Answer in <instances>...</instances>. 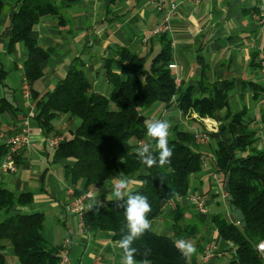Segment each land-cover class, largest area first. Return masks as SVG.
I'll list each match as a JSON object with an SVG mask.
<instances>
[{
  "label": "crops",
  "instance_id": "1",
  "mask_svg": "<svg viewBox=\"0 0 264 264\" xmlns=\"http://www.w3.org/2000/svg\"><path fill=\"white\" fill-rule=\"evenodd\" d=\"M58 2L55 0V4ZM14 4V0H5L0 14V31L17 9ZM169 4H174L171 12ZM259 7L264 9V0H200L197 3L164 0L162 7L153 0H74L61 9V24L58 14H45L31 31L37 44L50 49L49 57L41 65L43 75L33 85L38 92L37 99L66 75L74 57L84 61L83 73L91 90L108 95L111 88L105 76L106 60H116L115 51L126 47L146 56L148 64L160 50L159 35L164 34L170 41V61L176 64L172 73L178 79V86L183 89L201 80L220 84L229 82L227 107L219 110L217 117L199 116L194 111L183 113L176 102L155 101L141 113L146 119L169 120L170 133L174 127L192 133L207 132V138L197 143L204 154L202 171L191 178L189 191L177 200L187 208L184 214L186 221L199 223L197 213L201 212L188 199L199 195L206 209L203 214H221L226 220L236 222L225 200L222 174L216 172L213 165L216 138L211 133L227 121V111L242 112L241 119L254 133L256 149H264V70L260 66L264 58V25L260 26L253 18ZM162 22H166L168 32L152 35V29ZM8 36L9 30L0 37V66L7 71L4 85H0V95L11 100L16 111L0 116L1 132L19 133L26 121L29 132L28 142L20 150L16 170L1 171L0 180L15 193L30 192L32 195L29 205H15L12 209L43 213V236L54 245H60L64 237H69V254L74 264H92L96 256L101 257L103 264H121L118 242L109 232L78 230V217L66 209V204L73 197V189L67 183L63 168L69 162L54 161V149L47 144L49 136L69 137L80 119L68 114L56 115L50 132L38 125L33 117L37 112L36 99L22 93L25 45L17 42L12 51L7 52ZM142 37H146V41H142ZM110 65L114 67V61ZM114 70L123 77L130 73L127 67ZM192 94L204 95H199L196 90ZM143 139L149 140L146 134ZM118 176L112 174L91 187L92 196L87 203L113 199L111 190ZM124 176L131 180V190L140 185L135 174ZM169 207L170 203L165 204L163 216L151 220L156 233L172 235L173 230L164 218ZM199 226L197 235L201 241L195 254L196 264L199 253L208 243L216 246L217 254L207 264H221L229 257L230 253L225 249L231 247L230 243L221 242L211 222ZM15 262L16 258H11L7 264Z\"/></svg>",
  "mask_w": 264,
  "mask_h": 264
},
{
  "label": "trees",
  "instance_id": "2",
  "mask_svg": "<svg viewBox=\"0 0 264 264\" xmlns=\"http://www.w3.org/2000/svg\"><path fill=\"white\" fill-rule=\"evenodd\" d=\"M73 1L59 0L55 4V0H14L17 9L0 31L1 37L4 31L9 30L7 52H11L17 42L25 45L22 70L30 88V97L36 99L37 112L33 117L38 125L50 132L56 115L68 114L80 119L79 125L69 137L63 138L53 152L54 161L69 162L63 168L67 183L73 189L72 195L88 192L112 174H135L140 185L131 192L148 197L150 221L163 216L164 205L170 203L164 218L173 230L172 235L159 234L152 229L133 244L139 253L146 248L151 250L148 259L152 264H196L195 256L191 259L182 256L174 241L196 236L199 225H205L207 221L214 225L221 242L231 245L225 249L230 253L225 264H261L257 243L264 241V149H256L254 133L241 119L242 112L227 111V121L222 122L211 135L216 138L214 168L222 174L223 184L229 177L231 200L224 192L225 200L241 210L244 227L226 220L221 214L207 216L197 213L199 223L186 221L184 214L187 208L177 198L187 194L191 178L200 174L203 168L204 154L199 150L194 133L177 127L172 129L169 146L173 155L171 163L164 167L155 165L148 168L140 164L135 155L133 141L143 139L146 134L147 119L141 110L151 103L176 102L183 113L194 111L199 116L212 117H217L218 111L227 107L229 82L220 84L201 80L183 89L176 85L168 67L170 41L164 34L159 35L160 50L148 64L146 56L126 47L115 51L116 60H106L105 76L111 88L108 95L91 90L83 73L84 61L74 57L66 75L37 99L38 92L33 85L43 75L41 65L49 57L50 49L37 44L31 31L45 14H58L61 24V9ZM4 4L5 0H0V14ZM113 61L114 67L110 65ZM124 67L130 70L124 77L114 70ZM6 73L0 66V85H4ZM193 90L204 95H193ZM8 111H16V107L6 96L0 95V116ZM4 133L5 136L14 134L11 131ZM148 144L153 145L155 154L154 142L149 139ZM7 150V145L0 141V162ZM18 158L19 155L16 162ZM31 201L30 192L15 193L0 180V264H7L8 248L16 258L14 264H58L60 245L51 244L43 236V213L12 209L15 205H29ZM121 203L112 199L98 203L86 201L82 212L84 230L89 233L109 232L112 239L118 242L126 234L124 209L119 207ZM200 241V238L196 240V252ZM120 252L122 255L121 249Z\"/></svg>",
  "mask_w": 264,
  "mask_h": 264
},
{
  "label": "clouds",
  "instance_id": "3",
  "mask_svg": "<svg viewBox=\"0 0 264 264\" xmlns=\"http://www.w3.org/2000/svg\"><path fill=\"white\" fill-rule=\"evenodd\" d=\"M145 126L147 137L154 142L155 154L153 145L140 143L134 150L139 163L148 168L155 165L164 167L170 164L173 155V150L169 146L171 122L167 119L149 118L145 121ZM130 184L129 178L120 175L115 178L111 190L112 201L122 202L119 207L124 209L123 215L126 221V234L118 241V247L122 250L121 264H152V261L148 259L151 254L150 249L146 248L143 253H139L138 249L133 247L136 240L145 232L152 230L151 221L148 219L151 205L147 196L133 194ZM174 246L185 258L196 252L195 245L183 237L177 238Z\"/></svg>",
  "mask_w": 264,
  "mask_h": 264
},
{
  "label": "built area",
  "instance_id": "4",
  "mask_svg": "<svg viewBox=\"0 0 264 264\" xmlns=\"http://www.w3.org/2000/svg\"><path fill=\"white\" fill-rule=\"evenodd\" d=\"M155 4H157L159 7H162L164 5V0H153ZM190 2L197 3L200 0H187ZM170 12L174 9V4H169ZM254 20L260 25H264V9L259 7L258 11L253 14ZM168 32V26L166 22H162L160 24H157L151 31L152 35H159L161 33H167ZM142 41H146V37H142ZM260 66L262 70H264V58L260 62ZM168 67L173 70L176 67V64L172 61L168 63ZM175 78V83L178 86V79ZM22 93L25 97L30 96L29 92V85L24 80L22 83ZM28 124L27 121L25 122L24 127L21 129L19 133H14L9 136H5L2 132H0V141L4 142L8 150L3 158V160L0 162V172H14L17 168V162L16 157L19 155L21 148L27 144L28 142ZM195 141L196 143H200L204 141L207 138V132L206 131H200L194 133ZM62 135H53L49 136L47 138V144L51 149H54L57 147V145L63 140ZM140 143H147V140L139 139L134 142L135 148ZM213 177L216 178V175L213 174ZM92 196V193L90 191L78 195L73 196L68 203L66 204V209L75 214L78 217V230L81 232H85L83 228V222H82V212L84 210L85 202ZM189 202L193 204L196 209H198L201 213H206V209L203 203V199L199 195H192L188 197ZM69 248H70V238L64 237L63 240L60 243V250L57 253L58 256V264H74L70 258L69 254ZM257 249L260 253L261 257V264H264V241H260L257 243ZM217 254V249L214 244L208 243L206 244L201 252L199 253L197 257V264H207L208 261L213 258ZM92 264H103V261L100 256H96L92 262Z\"/></svg>",
  "mask_w": 264,
  "mask_h": 264
},
{
  "label": "water",
  "instance_id": "5",
  "mask_svg": "<svg viewBox=\"0 0 264 264\" xmlns=\"http://www.w3.org/2000/svg\"><path fill=\"white\" fill-rule=\"evenodd\" d=\"M224 191L227 194V199L231 200V195L229 194V177L227 176L224 180ZM231 213L237 223L240 224L241 227L245 226L244 217L239 208L235 207L233 204H230Z\"/></svg>",
  "mask_w": 264,
  "mask_h": 264
},
{
  "label": "rangeland",
  "instance_id": "6",
  "mask_svg": "<svg viewBox=\"0 0 264 264\" xmlns=\"http://www.w3.org/2000/svg\"><path fill=\"white\" fill-rule=\"evenodd\" d=\"M220 202H221V200H220ZM218 210H221V208L219 207ZM198 237H199V235H196V236H194V237L189 236V237H185V239L190 240V241L195 245V248H196V240L198 239ZM195 254H196V252H195L194 254L190 255L189 258L191 259L192 256H195ZM11 258H15V256L12 254V252H11L10 249L8 248V249L6 250V259H7V263H10ZM227 258H228V257H226L225 260H224V262H222L221 264H224V263L227 261Z\"/></svg>",
  "mask_w": 264,
  "mask_h": 264
}]
</instances>
